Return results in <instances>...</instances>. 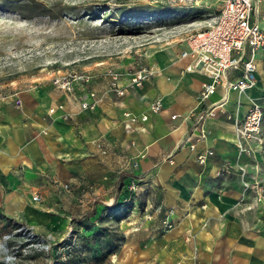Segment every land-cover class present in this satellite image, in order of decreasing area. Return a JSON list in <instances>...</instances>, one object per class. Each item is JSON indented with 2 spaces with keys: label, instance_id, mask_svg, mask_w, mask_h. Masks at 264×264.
I'll list each match as a JSON object with an SVG mask.
<instances>
[{
  "label": "crops",
  "instance_id": "1",
  "mask_svg": "<svg viewBox=\"0 0 264 264\" xmlns=\"http://www.w3.org/2000/svg\"><path fill=\"white\" fill-rule=\"evenodd\" d=\"M258 4L252 20L264 28V0ZM186 49L183 40L179 49L115 70L121 87L139 71L153 72L123 96L111 89L112 77L94 79L88 86L98 102L92 110L52 86L30 92L20 104L0 99L3 215L61 240L74 219L110 207L130 218L140 213L134 204L143 200L144 215L165 213L175 225L155 247L167 244L168 236L194 231L204 263L264 264V146L243 142L251 149L243 152L236 135V122L245 118L253 101L264 109V50L254 57L255 87L245 93L227 89V82L242 75L241 64L198 106L197 97L210 79L201 70L183 72L191 62L180 57ZM250 56L247 48L245 59ZM156 100L163 109L152 113ZM58 105L65 111L51 114ZM204 110L213 111L206 120L209 135L196 141V119L190 115ZM125 113H148V120L128 129ZM207 151L213 155L201 164L198 155ZM61 184L71 190L64 191ZM36 193L42 203L33 201ZM250 205L254 208L246 207ZM179 245L184 247L183 241Z\"/></svg>",
  "mask_w": 264,
  "mask_h": 264
},
{
  "label": "rangeland",
  "instance_id": "2",
  "mask_svg": "<svg viewBox=\"0 0 264 264\" xmlns=\"http://www.w3.org/2000/svg\"><path fill=\"white\" fill-rule=\"evenodd\" d=\"M222 7V0H0V99L20 104L45 87L63 91L53 81L65 73L108 78L147 55L179 49ZM143 203L130 218L115 207L94 210L54 240L5 217L0 200V264H207L194 231L155 247L173 228L165 213L144 215Z\"/></svg>",
  "mask_w": 264,
  "mask_h": 264
},
{
  "label": "built area",
  "instance_id": "3",
  "mask_svg": "<svg viewBox=\"0 0 264 264\" xmlns=\"http://www.w3.org/2000/svg\"><path fill=\"white\" fill-rule=\"evenodd\" d=\"M262 0H222L223 7L220 13L215 16L209 25L201 31L188 35L186 42L188 49L180 53L182 59H191L183 72H193L194 70L204 71L210 81L203 85L202 91L197 97L198 106L202 105L209 97L214 95L219 85L227 79L231 69H237L242 64V75L226 84L228 90L245 93L257 84V66L254 57L264 50V28L257 22H253V12L257 3ZM247 48L250 50V58L245 59ZM153 74L152 71L142 70L136 73L128 85H119L120 74L111 75V89L119 96H123L129 87L141 86L147 76ZM93 81V76L84 72H69L54 79V85L74 97L77 96L82 109L92 110L97 105L95 93L88 89ZM83 88L78 91V84ZM20 103V102H19ZM163 109L161 100L152 103L149 111L158 113ZM57 110L65 111L64 105L52 107L49 112L56 113ZM212 110H204L196 113L192 112L190 118L196 119L195 131L198 132L196 141L205 140L209 135L206 120L212 114ZM68 114H63L68 118ZM176 117V116H173ZM124 118L126 128H131L132 123L147 121L148 113L134 115L125 113ZM264 109L257 101L251 103V107L241 121L236 122V135L240 143L241 151L250 152L249 147L243 146V142L257 141L264 146ZM189 137L188 140H190ZM195 148V143L191 144V149ZM213 155L212 151H207L198 155V161L204 164L208 157ZM68 188V185H66ZM135 188V185H132ZM260 200V199H259ZM258 200V201H259ZM35 203H42L43 197L36 193L33 196ZM254 208L253 205L248 206ZM168 228H173L170 221H165Z\"/></svg>",
  "mask_w": 264,
  "mask_h": 264
},
{
  "label": "trees",
  "instance_id": "4",
  "mask_svg": "<svg viewBox=\"0 0 264 264\" xmlns=\"http://www.w3.org/2000/svg\"><path fill=\"white\" fill-rule=\"evenodd\" d=\"M7 1H11V0H7ZM13 1H21V0H13ZM116 202H117V201H115V203H114V204H116Z\"/></svg>",
  "mask_w": 264,
  "mask_h": 264
}]
</instances>
